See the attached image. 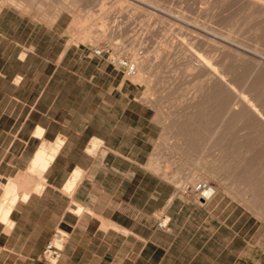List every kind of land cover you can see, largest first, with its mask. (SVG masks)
Instances as JSON below:
<instances>
[{"label":"crops","instance_id":"obj_1","mask_svg":"<svg viewBox=\"0 0 264 264\" xmlns=\"http://www.w3.org/2000/svg\"><path fill=\"white\" fill-rule=\"evenodd\" d=\"M2 1L0 196L10 178L37 176L28 169L42 146L61 143L40 189L0 220V264H50L40 256L59 227L70 237L57 264H250L249 215L216 197L193 201L164 176L163 150L152 158L161 125L141 84ZM195 110L177 125L190 147L204 136ZM256 249L264 254V236Z\"/></svg>","mask_w":264,"mask_h":264},{"label":"rangeland","instance_id":"obj_2","mask_svg":"<svg viewBox=\"0 0 264 264\" xmlns=\"http://www.w3.org/2000/svg\"><path fill=\"white\" fill-rule=\"evenodd\" d=\"M91 1L90 5L83 1L82 9L90 8L93 12L98 13L102 10L101 6L103 4L104 6L110 7L117 3L115 0ZM133 1L139 4L144 2L143 0ZM240 1L164 0L162 3L165 11L162 12L166 14L167 17L163 20L159 21L158 19H154L155 21H153L144 20L141 17L131 19L121 17L117 20L118 22L111 21L108 26L113 27V24L116 23L117 27L123 29L125 34L123 33L120 41L124 43L125 50L130 58L134 59V57H136V51L138 55H142V57L145 54H149L151 57L157 56L159 63L156 62V64L160 66L156 68L158 65H154L148 69L149 73L152 74L154 78L151 89H147V84H145V82L136 81L130 77L131 75L128 76L135 82L141 84L142 98L153 105L156 118L161 125L160 136L155 144L152 158L156 156L157 152L159 153V151L163 150L166 169L165 172L162 171L165 173L164 176L166 178L176 184L178 190L183 191L186 185H195L200 180H207L216 187V195L213 198L216 197L227 202L229 204L228 208H233L237 211L235 214H239L241 211L244 212V215L248 214L251 233V253L254 256V258L251 257L250 264H264V254L260 252V256H258L256 249L258 238L261 241L262 236H264V199H262L259 190L260 186L264 185V168L261 167L260 163L255 164L251 170L252 177H250L248 171H246L247 174L245 173L246 162L244 161V158L252 155L260 144L261 138L259 135L257 137L260 129L255 127L248 128L244 121H238L241 129L234 134L235 141L237 142L233 143L235 145L231 144L227 147L230 150L226 152L229 158H222L225 152H220V147L216 146L213 142L215 125L213 119L210 120L206 117L207 129L202 131L204 136H201L199 143L192 147L188 145L187 137L179 132L177 126L184 120L186 113L193 110L198 95L201 97L211 96V91H209L210 89L208 88H204L201 92H198L200 88L199 78L195 74L185 72L187 64L196 58L192 51V46L188 44V47L186 41L193 42V48L203 51L205 54H213L216 56L215 53H218L220 56L217 57V55L215 58L216 61H220L219 64L217 63L219 67H221V65L225 67V65L227 66L229 64V60L233 58L230 50L235 48L244 53L246 52L247 55L255 54L258 58H260V56L264 57V5L262 4L261 6L259 2H256L258 3L257 5L255 2L252 4V0V2L248 0V2H246V0ZM249 2L254 6L248 5ZM243 4L244 6H242ZM10 6L17 8L26 16L39 20L42 23L50 25L57 23L58 32L66 35L70 44L94 46L104 40V36L100 37L98 35L99 30L102 28L98 18L82 21L78 26L80 31L77 32V24H70L72 15L66 10H64L65 12L55 21H49L45 19L47 18L45 15H40L35 9L25 11L22 8L13 5ZM171 8H174V10ZM129 9V6L124 8L125 12H128ZM151 9L154 10V8ZM112 11L116 13L119 12L117 8H114ZM81 13L85 12L82 11ZM117 15H119V13H117ZM85 31L92 32L91 41L81 36ZM205 39H210L208 40L209 43ZM167 42L169 43L168 47L164 45V43ZM182 42L184 46L181 44ZM204 42L208 45H205ZM182 46L185 47L184 49L189 53L186 54ZM184 57H186V60H184ZM149 90L151 91L149 92ZM183 95L184 99L181 101ZM208 102L211 103L209 105V108H211L213 103L212 99L210 98ZM245 135L250 136L251 140L255 141V144L250 147L240 144L239 142L244 140ZM209 141L211 142L206 144V142ZM200 151H202V153L204 152L205 155ZM157 157L158 161L161 162L163 160L162 157ZM199 157H204L209 160L208 164L205 162L206 166L209 164L212 165L214 162L217 163L219 167L213 164L218 168V170H216L217 172H208L206 169L207 167H203L204 162L201 160L198 161ZM218 158H222V161H213ZM211 159L213 160L211 161ZM179 167H181L180 170H182L181 175L186 177L182 185L181 183H176L172 175L173 171L177 170ZM155 170L161 171L157 168H155ZM194 171L197 172L194 174ZM236 173H238V176L235 177L234 174ZM196 174L197 176L195 177L194 175ZM187 176H189L188 179ZM190 176H194L196 179ZM18 177L26 181L21 185L27 184L34 179L29 175L28 177ZM190 178L194 180L190 181ZM3 186L4 183L1 184L2 190ZM1 199L2 194L0 196V200Z\"/></svg>","mask_w":264,"mask_h":264},{"label":"bare ground","instance_id":"obj_3","mask_svg":"<svg viewBox=\"0 0 264 264\" xmlns=\"http://www.w3.org/2000/svg\"><path fill=\"white\" fill-rule=\"evenodd\" d=\"M83 1H85L88 5H90L92 2L91 0H4L1 2V5L11 4L25 8L27 10H31V9L39 10L41 14L50 17L52 20L58 19L60 15L63 12H65L64 10H66L72 15L70 24L71 23L77 24V32L80 31L79 30L80 28L78 26L82 23V21H88L94 18H98L99 21L101 22V27H102L99 30L98 35L100 37L104 36L103 38L104 40L114 42L115 46L121 45L124 49H125V45L120 41V38L123 36V33L125 34V32L123 31L122 28L117 27L116 23L113 24V27L108 26L111 23V21H117L121 17L126 19L141 17L144 20L155 21L154 19H158L160 21L163 20L165 17H167V15L162 12L165 11V9L163 8L164 5L162 3V1L164 0H143L144 2H142V4L136 2L134 3L133 0H115L117 3L113 4L110 7L104 6L103 4L101 6L102 10L98 13L93 12L90 8L82 9ZM248 1L250 2L253 1L252 4H254V2L255 3L259 2L261 6L262 4L264 5V0H252V1L248 0ZM248 1L246 0V2ZM250 2L248 3V5L250 4ZM252 4H250V6H254ZM257 4L258 3H256V5ZM126 6H129L130 8L128 12H125L124 10ZM242 6H244V4ZM114 8H117L119 10V12H117L119 13V15H117L116 12L112 11ZM151 8H154V10ZM171 9L174 10V8ZM82 11L85 13H81ZM81 36H83L84 39H88L89 41L92 40L91 31H85ZM208 40L210 39H207L206 41L208 42ZM186 43H187L186 45L189 44L192 46L193 49L192 51L194 52L196 58L194 57L195 60L191 58L193 59V61H190L187 64L185 68V72L189 74L190 73L195 74L199 78L200 88L198 89V92H201V90L204 88H208L210 89L209 91H211V96L209 97L206 96L201 97L198 95L197 102L194 103L193 108L196 109L195 112L198 119L197 122V128L199 129L198 131H201V133H203L202 131L204 129H207L206 119L207 118H209L210 120L213 119L215 121L213 142L216 146L220 147L219 148L220 152H225L222 158L224 157L229 158L228 153L226 154V152H229L230 150L227 147L237 142L235 141L234 134H236L238 130L241 129L239 127L238 121L241 122L244 121L248 128L255 127L257 129H260L257 134V137L259 135L261 138L260 144L257 146L255 152L252 155L246 156L244 158V161L246 162L245 173L246 171H248L250 177H252L251 170L255 166V164L260 163L261 167L264 168V57L262 56L263 57L262 58L260 56V58H258L256 57L257 55L255 54H254L255 56L247 55L246 52L244 53L243 51L235 48L233 50H230V52L233 55V58L229 60L230 61L229 64L227 66L225 65V67H222V65L221 67H219L218 64L220 61L219 62L216 61L215 58L218 55V53H215L216 56L213 54H205L203 51L193 48L194 45L193 42L186 41ZM181 44L183 45V42ZM164 45L168 47L169 43L168 42L164 43ZM205 45L208 44L206 43ZM183 46L182 48L184 49L185 47ZM184 50L186 54L189 53L187 52L186 49ZM135 54H137L136 57L132 59V63L135 66V72L130 77L136 81L145 82V84H147V89H151V87L153 86L154 78L152 77V74L149 73L148 69H150L154 65L156 66L158 65L156 64V62H158L157 56L151 57L149 54H145L142 57V55H138L137 51L135 52ZM219 56L220 55H218L217 57ZM184 58H185L184 60H186V57ZM159 66L160 65H158L156 68H158ZM150 91L151 90H149V92ZM210 98L212 99L213 102L211 108H209V105L211 103L208 102L210 101ZM183 99H184V95L181 101ZM210 142L211 141L206 142V144H209ZM60 143H61V139H59L54 144H50L49 146H42L37 151L28 169L29 173H33V174L37 173L36 177L31 174V176H33L34 179L29 181L27 184L21 185L22 183L19 182L20 178L15 177V178H10V180L6 184H4L2 191V199L0 200V220L8 222L9 214L13 206L17 202V200H19L20 198L25 199L32 190L40 189V187L42 186V181H41L42 173L46 168V166L48 165L49 161L54 156ZM239 143L244 146L250 147L255 144V141L251 140L250 136L245 135L244 140H242ZM202 151L200 152L202 153ZM202 154L205 155L204 152ZM206 156L209 157L208 155ZM222 158H218L216 160L211 159V161L213 160V161L221 162ZM199 160L203 161L204 164L205 162H207L206 164H208L209 162V160L204 157L203 158L199 157L198 161ZM204 164L203 167L206 166V164L205 165ZM213 164L214 165L216 164V166L219 167L217 163L214 162ZM213 164L207 165L206 169L208 172L216 173L217 172L216 170H218V168L215 167ZM181 172L182 170H180L179 174H181ZM195 172L197 171H194L193 173L195 174ZM183 176L184 175H182L181 179L178 180L179 182H181V185L186 180L184 178L185 176L184 177ZM194 176L196 177L197 174ZM194 176H190V177L194 178ZM234 176L235 177L238 176V173L234 174ZM188 177L189 176H187V179ZM194 179L190 178V181ZM259 190L262 199H264V185L260 186Z\"/></svg>","mask_w":264,"mask_h":264},{"label":"built area","instance_id":"obj_4","mask_svg":"<svg viewBox=\"0 0 264 264\" xmlns=\"http://www.w3.org/2000/svg\"><path fill=\"white\" fill-rule=\"evenodd\" d=\"M92 54L103 56L113 66L121 68L127 77L135 72L132 58L121 45L115 46L114 42L103 40L93 46ZM180 192L193 201L204 204L216 195V187L207 180H200L195 185H186ZM156 220L159 228H168L170 217L166 213H158ZM69 237V231L63 228L55 229L41 252V259L50 264H57Z\"/></svg>","mask_w":264,"mask_h":264}]
</instances>
